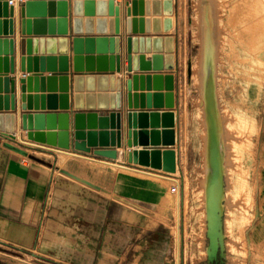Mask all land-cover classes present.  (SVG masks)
<instances>
[{
  "label": "crops",
  "instance_id": "0c3cea01",
  "mask_svg": "<svg viewBox=\"0 0 264 264\" xmlns=\"http://www.w3.org/2000/svg\"><path fill=\"white\" fill-rule=\"evenodd\" d=\"M10 1V0H8ZM69 1V30L68 33L62 34L61 29L63 25L57 20L58 8H54V16H50L49 8L46 10L47 19L54 18V31H49V24H46V33L40 34H22L21 26V10L18 4V0H13L10 5H15L14 19V33L6 34L4 21L9 17H5L4 7L0 6V38H12L14 44L12 50L8 47V53L12 59V64L9 62V69H5V45L0 46V113L15 114L16 116V137L14 139L7 138L4 132H0V264H29L26 259L13 255L12 252L21 251L25 252L34 261L40 264H178L176 251L174 246V238L172 232L165 226H153L140 222V213L137 205L134 204V196L136 193L133 191L134 186L138 184V181L134 176L126 174L125 172H131L137 174L136 176L153 181V177L160 173H144L138 172L139 169L155 170L151 167H145L140 164H134L128 162V153L145 148L143 145H136L129 147L126 144L127 130H128V110H156L161 112L164 110H170L166 106V98L164 97V105L156 107L154 104V98H151V106L148 104L145 109H142L139 105L137 108L133 106L129 107L128 101V88L127 80L132 77L131 74H125V68L128 61L126 59L127 51V19L128 9H132L131 18H136L137 28L140 30L141 17L148 18L150 20V28H154V19H160V26L162 29L165 27L164 4H160L161 14H155L154 0H149L150 4L147 7L146 0H143L142 12L140 11V0H114V6L120 7V33L116 35L119 38L118 48L120 49L121 57V71L108 72L110 75L115 76V91H112V82L110 76L104 81L99 82L95 77L94 82L88 87L86 79L82 82V89L76 90V83L74 81V45L73 39L75 37H111L110 32L112 28H115L116 22L114 16H111V5L109 0L106 1V5H99L101 0H68ZM75 1H82L83 14L82 30L83 33L75 34L73 31L74 25V5ZM86 1H93V11H88L86 8ZM133 1H137V14L133 12ZM162 2L164 0H161ZM174 13L173 28L169 32H150V33H136L133 36L136 38L149 37H166L172 36L175 38V69L174 70H138L133 71V74H144L145 76L154 74L155 72L172 73L175 77V90L174 101L175 106L172 110L176 114V131H177V143L174 148L178 153L179 160V110L178 105L180 102V94L178 92V86H180L181 80L178 76L177 64L181 60L179 39L182 32V0H173ZM149 10V11H148ZM214 10V4H213ZM149 12V15H147ZM90 13V14H87ZM143 13V16L141 15ZM215 13V12H214ZM214 13L212 21L215 25ZM34 20L35 16L30 17ZM112 20V21H111ZM145 28H147L145 21ZM214 33H217L215 25ZM25 38L37 39V44H32L31 47V71L27 69L25 71L21 68V58L28 56V51L24 54L21 39ZM68 38L67 42V56L69 57V71L61 73L60 63L57 60L55 68L48 65V56L61 55V44L59 38ZM56 39L54 45H49V39ZM44 40V43L41 42ZM147 44V43H146ZM116 44L114 43V48ZM107 53H100L105 52ZM87 44H83L82 55L83 68L86 70L87 57L94 58V68H98V57H107L106 66H110L112 55L117 53H111V42L108 41L104 46L99 44L96 40L93 46V53H86ZM137 54H143L146 60H152L154 54H161L165 56L167 53L163 50L160 53H156L153 49L152 42L149 43V47L146 46L143 53L139 50ZM45 57L44 66L42 65V57ZM34 58H38L37 64H35ZM187 61V62H186ZM185 71L188 68L189 63H194L192 55L185 59ZM85 73L87 71H84ZM97 72V71H95ZM68 74L67 86L68 91L63 92L64 86L60 82L59 78L55 82H49L48 77L52 75ZM32 75V83L30 89L27 87L24 92L22 87L24 83L21 82L22 78H27ZM5 77H8L11 81L9 84V93L5 92ZM38 78V81L35 78ZM44 78V82L42 81ZM192 76H189L191 79ZM151 90H148V82L146 79L141 84V80H138L137 88H134L132 93L141 95V93L154 94V81L150 82ZM163 92H166L165 90ZM6 94L14 95L15 97V110L5 109ZM32 97L31 108L23 109L22 95ZM68 94V100L64 101L61 96ZM82 96L76 100V95ZM114 95L113 97L111 95ZM87 95L94 96L93 98H87ZM99 95H106L104 98H99ZM38 97L36 100L35 97ZM49 96H55L54 100ZM44 97V100H43ZM82 99V100H80ZM10 102V99L8 100ZM139 102V97H138ZM147 102V100H146ZM28 105L29 102L26 101ZM68 108H65V106ZM116 104V107H112ZM139 104V103H138ZM81 108H79V107ZM38 107V108H37ZM121 113L120 117V131L122 133V145L109 146L108 148H114L117 152L116 159H109L106 157L98 156L94 154L96 148L99 146L91 147L90 153H85L72 148L65 149L58 146L48 145L46 143H38L31 141L27 137L28 129L23 128V114L33 115V125L36 124L35 115L43 114V119L39 120L40 126L44 127L43 132L55 133L56 140L65 139V136H60V133L67 132L70 137V142H83L82 140H76L74 133L76 131L75 116L79 112L87 115L88 113H96L98 117L95 119L94 125H89L88 118H84V131L100 130L111 131V121L108 120L107 125H101L99 116H108L110 112ZM144 112V111H139ZM68 114V118L65 115ZM51 116L52 118H49ZM54 116V117H53ZM68 124L67 130H61V127ZM103 126V127H102ZM104 126H108V129ZM151 126L148 130H151ZM162 129V127H160ZM118 130V129H114ZM33 131H35L33 129ZM98 137V136H97ZM111 136L108 135V138ZM86 140H84L85 142ZM22 143L25 145L27 142L32 144H39L40 149H28L29 155H24L17 150L8 146V143ZM148 147H152L149 145ZM164 148L163 145L158 146ZM30 152L41 153L44 158H40ZM66 153L72 158H83L102 163L104 165L114 166L123 171L118 172L114 179V194L109 187L104 186L102 182H96L89 180L87 173H82L81 170H77L71 167V164L66 165L68 171H64L66 175L56 174L58 166V157ZM49 157V158H46ZM51 158V159H50ZM57 161V162H56ZM162 172V171H160ZM160 178V177H159ZM87 179L94 184L85 182ZM145 189L152 194L155 193L154 183H145ZM112 196V197H111ZM259 199L261 202V209L258 220V237L260 244L264 245V171L259 177ZM145 201V200H144ZM148 202V201H146Z\"/></svg>",
  "mask_w": 264,
  "mask_h": 264
},
{
  "label": "rangeland",
  "instance_id": "374dc122",
  "mask_svg": "<svg viewBox=\"0 0 264 264\" xmlns=\"http://www.w3.org/2000/svg\"><path fill=\"white\" fill-rule=\"evenodd\" d=\"M205 2L211 7L212 17L215 12L217 96L228 153L226 264H264V245L258 237L259 177L264 171V0H182L181 60L176 68L181 80L177 171L168 175L171 179L152 176L153 181L125 173L138 181L133 185L136 193L133 201L140 210V222L165 226L172 232L178 264H205L207 130L201 105ZM187 55H192L194 61L191 79L185 71ZM30 153L40 158L45 156ZM68 164L82 173L88 172L89 180L104 183L113 194V178L123 171L92 160L60 155L56 174L66 175ZM145 183H154V194L145 189ZM12 254L29 264H40L25 252Z\"/></svg>",
  "mask_w": 264,
  "mask_h": 264
},
{
  "label": "water",
  "instance_id": "95a60500",
  "mask_svg": "<svg viewBox=\"0 0 264 264\" xmlns=\"http://www.w3.org/2000/svg\"><path fill=\"white\" fill-rule=\"evenodd\" d=\"M111 5V16H114V21L116 22L115 28H112L111 34L113 36L107 37H97L96 39L93 37H75L73 39L74 45V81L76 83V90L82 89V82L84 79L88 82V87L93 84L95 77L98 78L99 82L104 81L110 76L112 82V91H115V76L112 74H108V72L121 71V57L118 55L120 53V49L118 48L119 38L116 37L120 33V7L114 6V0H109ZM164 4V14L165 18V27L162 29L160 26V19H154V28H150V20L148 18L141 17L140 21V30L137 28L138 20L136 18H131L132 9H128V19H127V51H126V59L128 61L127 67L125 68V74H131L132 77L127 80V88H128V101L129 107L132 108L135 106L136 108L140 105L142 109L145 107L151 106V98H154V105L156 107H161L164 104V97L166 98V106L171 108L170 110H128V130H127V140L126 144L129 147L136 146L138 144L145 146V148L141 150L134 149L133 151L128 153V162L134 164H140L145 167H151L153 169L162 170L166 173H175L177 171V163H178V153L174 148V145L177 143V131H176V114L172 108L175 106L174 101V90H175V77L172 73H162L155 72L150 75H138L133 74V71L138 70H174L175 65V38L172 36L166 37H153L149 39V37H141L136 38L133 35L140 33H150V32H169L173 28L174 19V6L173 0H154V9L155 14L160 15L161 9L160 4ZM83 2L75 1L74 5V25L73 31L75 34L83 33L82 30V19L81 16L83 14ZM86 8L88 11H93V1H86ZM99 5H106L105 0H101L98 2ZM133 12L134 15L137 14V1H133ZM140 11L142 12L143 0H140ZM147 7L150 4L149 0H146ZM21 10V26H22V34H40L46 33V24L48 23L50 28L49 31L53 33L55 19L50 18L47 19L46 10L49 8L50 16L53 17L54 8H58V22L63 25L61 29L62 34H67L69 30V1L68 0H18V4ZM0 6L4 7V14L7 18L4 23L7 24L5 27L6 34L14 33V19L12 18L15 12V5L11 4L8 0H0ZM149 11V10H148ZM90 14V13H87ZM143 16V13H141ZM149 15V12H147ZM35 16L32 20L30 17ZM112 21V20H111ZM145 21L147 28H145ZM204 22H205V37H204V46H203V87H202V104L204 106L205 112V121H206V130H207V140H206V179H205V208H206V222H207V238L208 244L206 246L207 252V264H226L227 263V251H226V234H225V201H226V170H225V154L224 148L222 144L223 137V124L222 118L219 109V102L217 96V82H216V45L213 38V21L211 16V7L205 2L204 3ZM1 24V21H0ZM95 40L102 45H106L108 41L111 42V53H117L116 55H112L110 57L111 64L110 66H106L107 57H98L99 66L97 69L94 68V58L87 57V69L83 68V60L84 54L83 52V44L86 42L87 51L86 53H93V46ZM59 43L61 44V55L56 58V56H48V65L50 67H54L53 71H56L55 65L57 60L60 63L59 71L61 73L69 71V57L67 56V42L68 38H59ZM37 39L25 38L22 36L21 43L23 47L24 54L26 53V49L28 51V56H23L21 58V68L23 71L26 69L31 71V47L32 44H37ZM41 42L44 43V40L41 39ZM49 45H54L56 39H49ZM152 42L153 49L156 53H160L163 50L166 51V55L162 56L161 54H154L152 56V60H146L143 54H137L140 50L142 53L146 46L149 47V43ZM114 43L116 47L114 48ZM147 43V44H146ZM5 45V58L3 59L5 62L6 71L9 69V62L12 64V59L10 58L8 53V47L12 50V46L14 44V39L12 38H0V46ZM105 52L107 53L106 48ZM1 50V48H0ZM1 60V59H0ZM35 64L38 62V58H34ZM42 65L44 66V61L46 58L43 56L41 58ZM13 65V64H12ZM84 71H87L86 73ZM97 71V72H95ZM188 75L192 76V63L188 65ZM59 78L60 82L64 86L62 89L63 92L68 91L67 80L68 74H60V75H52L48 77L49 82H55L56 79ZM33 76L30 75L26 79L22 78L21 82L24 83L22 89L25 92L27 87L30 89L32 83ZM144 79L148 82V90H151V80L154 81V90L158 92H154V94H146L141 93V95L133 94L132 91L134 88H137L138 80H141V84L143 85ZM1 80V78H0ZM38 81V78H35ZM44 78L42 81L44 82ZM5 92L9 93V84L11 81L8 77H5ZM166 92H163V91ZM114 96L113 94L111 95ZM82 98L80 95H76V100L78 98ZM92 95H87V98H93ZM106 95H99V98H104ZM139 97V102H138ZM36 100L38 97H35ZM49 98L54 100L55 96H49ZM64 101L68 100V94H64L61 96ZM6 106L5 109L15 110V97L14 95L6 94ZM10 99V102L8 101ZM1 100V96H0ZM44 100V97H43ZM82 100V99H80ZM147 100V102H146ZM22 101L24 102L22 108L25 110L31 108L32 97L26 94L22 95ZM26 101L29 104H26ZM139 103V104H138ZM79 107V106H78ZM113 108L116 107V104H113ZM38 108V107H37ZM65 108H68L67 104ZM81 108V107H79ZM3 108H0L2 110ZM144 111V112H139ZM54 117V116H53ZM68 118V114L65 115ZM88 118L89 125L95 124V119L98 117L96 113H88L84 115V113L79 112L75 116V128L76 131L74 133V137L76 140H82L83 142H73L71 144L70 137L67 132L60 133V136H65L66 138L56 140L55 133H47L43 132L44 127L40 126L39 120L43 119V114H36V124L33 125V115L32 114H23V128L28 129L27 137L31 141H36L38 143H46L52 146H58L60 148H74L79 151H83L85 153L91 152V147L99 146L100 148H96L94 150V154L102 157H106L109 159H116L117 152L114 148H108L109 146H121L122 145V133L120 129V117L121 113L119 112H110L108 116L101 115L99 116V120L101 125H107L108 120L111 121V131L108 130H100L99 132L88 131L85 132L84 129V118ZM49 118H52L49 116ZM151 126V130H148V127ZM103 127V126H102ZM108 129V126H104ZM162 127V129H160ZM33 129L35 131H33ZM61 130H67L68 124L66 126L61 127ZM118 129V130H114ZM0 132H4L7 135V138L14 139L16 137V116L15 114H5L0 113ZM108 135L111 137L108 138ZM98 136V137H97ZM84 140H86L84 142ZM152 145V147H148ZM163 145L164 148H160L158 146ZM8 146L17 150L21 154L29 155L26 149L17 147L11 143H8ZM38 147L39 144H32L31 142H27L25 144V148L29 149H40Z\"/></svg>",
  "mask_w": 264,
  "mask_h": 264
},
{
  "label": "bare ground",
  "instance_id": "6f19581e",
  "mask_svg": "<svg viewBox=\"0 0 264 264\" xmlns=\"http://www.w3.org/2000/svg\"><path fill=\"white\" fill-rule=\"evenodd\" d=\"M203 26H204V29H205V22H204V17H203ZM202 28V27H201ZM204 37H205V30H204ZM213 38H214V34H213ZM214 41H215V39H214ZM204 42V41H203ZM215 45H216V43H215ZM204 46V45H203ZM202 65H203V63H202ZM203 67V66H202ZM201 71V70H200ZM187 72H188V68H187ZM192 74H193V64H192ZM202 74H203V72H202ZM201 105L203 106V104H202V102H201ZM204 107V106H203ZM220 107V106H219ZM222 115V114H221ZM221 118H223V117H221ZM223 123V122H222ZM224 124V123H223ZM224 129H223V137H222V144H223V148H224V154H225V170L227 171V163H228V153H227V151H226V144H225V141H226V139H225V127H223ZM206 140H207V136H206ZM206 152V151H205ZM66 156H68V154H66V153H63L62 154V157H66ZM61 159H63V158H61ZM63 161V160H62ZM60 162V161H59ZM66 162V161H65ZM63 163V162H62ZM138 172L139 173H141V174H144V173H150V174H154L155 172H151V171H148V170H145V169H139L138 170ZM155 176H158V177H160V178H162V179H171L168 175H163V174H156ZM206 179V178H205ZM171 181V180H170ZM175 183L176 184H179V181H178V179L176 180L175 179ZM90 183V182H89ZM91 184V183H90ZM204 184H205V182H204ZM205 186V185H204ZM228 194V193H227ZM225 197H226V194H225ZM226 202V201H225ZM206 224H207V222H206ZM179 241H180V239H179Z\"/></svg>",
  "mask_w": 264,
  "mask_h": 264
},
{
  "label": "built area",
  "instance_id": "2783aa9c",
  "mask_svg": "<svg viewBox=\"0 0 264 264\" xmlns=\"http://www.w3.org/2000/svg\"><path fill=\"white\" fill-rule=\"evenodd\" d=\"M10 2L12 3L13 0H10ZM11 144H13V145H15V146H17V147H20V148H24V149H26L27 152L29 153L28 149L25 148V145H24V144H22V143L15 144V143H13V142H11ZM25 144H26V143H25ZM150 171H155V170H152V169H151ZM160 171H162V170L155 171V172H158V173H161V174H165V175H172L171 173H166V172H164V171L160 172Z\"/></svg>",
  "mask_w": 264,
  "mask_h": 264
},
{
  "label": "flooded vegetation",
  "instance_id": "af4514ba",
  "mask_svg": "<svg viewBox=\"0 0 264 264\" xmlns=\"http://www.w3.org/2000/svg\"><path fill=\"white\" fill-rule=\"evenodd\" d=\"M205 264H207V258H206V260H205Z\"/></svg>",
  "mask_w": 264,
  "mask_h": 264
}]
</instances>
